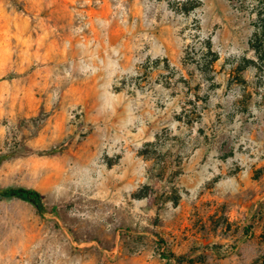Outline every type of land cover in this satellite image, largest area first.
I'll return each instance as SVG.
<instances>
[{
	"label": "rangeland",
	"instance_id": "rangeland-1",
	"mask_svg": "<svg viewBox=\"0 0 264 264\" xmlns=\"http://www.w3.org/2000/svg\"><path fill=\"white\" fill-rule=\"evenodd\" d=\"M251 30L228 0H0V188L47 211L0 198V264H264Z\"/></svg>",
	"mask_w": 264,
	"mask_h": 264
},
{
	"label": "trees",
	"instance_id": "trees-1",
	"mask_svg": "<svg viewBox=\"0 0 264 264\" xmlns=\"http://www.w3.org/2000/svg\"><path fill=\"white\" fill-rule=\"evenodd\" d=\"M233 8L238 12L247 16L251 25V34L248 40L250 50L254 52V59L249 61L255 62L257 67L264 75V0H228ZM218 57H214L217 60ZM6 155H0V163ZM20 197L32 203L37 211L42 215H46V204L43 201L41 193L32 188L24 187H7L0 188V198L4 197ZM164 258H173L176 261L184 259L173 252H162Z\"/></svg>",
	"mask_w": 264,
	"mask_h": 264
}]
</instances>
